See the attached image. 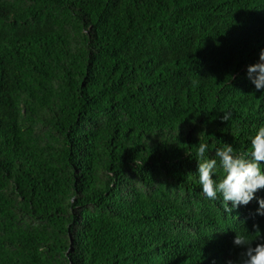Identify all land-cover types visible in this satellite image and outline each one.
I'll use <instances>...</instances> for the list:
<instances>
[{
    "label": "trees",
    "instance_id": "1",
    "mask_svg": "<svg viewBox=\"0 0 264 264\" xmlns=\"http://www.w3.org/2000/svg\"><path fill=\"white\" fill-rule=\"evenodd\" d=\"M262 48L264 0H0V264H239L196 149L250 151Z\"/></svg>",
    "mask_w": 264,
    "mask_h": 264
},
{
    "label": "clouds",
    "instance_id": "2",
    "mask_svg": "<svg viewBox=\"0 0 264 264\" xmlns=\"http://www.w3.org/2000/svg\"><path fill=\"white\" fill-rule=\"evenodd\" d=\"M247 76L257 91L264 89V48L259 51L258 61L248 65ZM230 116L231 113L224 112L221 119L229 120ZM249 140L250 151L237 154L231 144L225 143L217 147L212 156L208 155V144L199 143L196 149L198 183L206 199L215 200L219 196L228 209L229 201L235 209L255 199L259 205L257 214L264 215V196L258 195L259 190L264 189V164L261 163L264 161V126L258 127ZM251 242L246 234L235 235L233 244L246 248L245 258L239 264H264V242L255 247Z\"/></svg>",
    "mask_w": 264,
    "mask_h": 264
}]
</instances>
